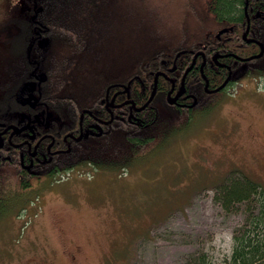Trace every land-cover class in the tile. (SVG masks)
Segmentation results:
<instances>
[{
  "label": "rangeland",
  "instance_id": "rangeland-1",
  "mask_svg": "<svg viewBox=\"0 0 264 264\" xmlns=\"http://www.w3.org/2000/svg\"><path fill=\"white\" fill-rule=\"evenodd\" d=\"M25 3L0 0V44ZM218 99L189 122L167 118L172 134L131 167H78L30 188L0 218V264H191L201 253L222 264L250 212L226 209L217 186L229 175L264 184V76Z\"/></svg>",
  "mask_w": 264,
  "mask_h": 264
},
{
  "label": "trees",
  "instance_id": "trees-1",
  "mask_svg": "<svg viewBox=\"0 0 264 264\" xmlns=\"http://www.w3.org/2000/svg\"><path fill=\"white\" fill-rule=\"evenodd\" d=\"M245 1L26 0L22 12L15 15L17 33L0 44V122L23 119L40 106L39 111L48 118L51 107L62 115L67 113V105L77 111L91 97L105 93L112 82L116 88L125 83L127 95L140 105L149 96L153 75L164 69L163 58H170V65L176 52L196 50L208 41L218 40L215 32L220 23L215 16H244ZM255 35L264 40V30H256ZM222 47L231 49L228 44ZM207 49L204 72L211 87H217L226 79L228 70L217 67L212 60L211 65V54L217 48ZM258 50L252 43L244 48L247 55ZM257 62L262 63L257 70L264 71V56ZM190 76L191 90L205 94L204 78L196 71ZM159 97L150 105L160 103ZM218 102L213 99L200 108L211 109ZM150 120L148 116L147 122ZM149 125L147 129L131 128L116 122V133L102 138L88 151L98 155L95 162L102 169L131 167L157 140L168 137L172 127L170 120L166 123L162 119H153ZM10 154L11 161L0 163V218L42 178H53L55 168L67 172L86 162L85 158L72 163L64 160L53 169L31 175ZM20 173L25 174L24 179ZM216 191V199L226 209L247 202L250 212L249 221L233 234L231 254L222 264H264V184L246 175H229ZM191 264L213 262L201 253Z\"/></svg>",
  "mask_w": 264,
  "mask_h": 264
},
{
  "label": "flooded vegetation",
  "instance_id": "flooded-vegetation-1",
  "mask_svg": "<svg viewBox=\"0 0 264 264\" xmlns=\"http://www.w3.org/2000/svg\"><path fill=\"white\" fill-rule=\"evenodd\" d=\"M243 14L244 16L220 18L213 14L215 20L220 23L215 32L218 40L208 41V44L202 45L196 50L189 48L176 52L170 65L168 62L170 58H163L161 63L164 69L161 70L162 73L158 77L156 94L152 101L141 110L138 108L149 99L152 93L156 73L153 75L149 96L140 105L134 98L127 95L125 83H121V86L116 88V83L112 82L107 86L105 93L91 97L90 101L79 107L77 111H72L73 105H67V113L62 115L54 107H51L48 118L43 111H39L40 106L38 111L30 113L28 117L0 122V163L11 161L10 152H12L16 160H19L21 168L31 175H38L43 169H53L56 164L64 160L70 163L75 162L77 158L86 159V162L81 166L84 167V171H93L92 173L109 171L98 167L95 162L99 158L98 155L88 150L94 149L102 138L115 134L116 122L127 123L131 128L135 126L147 129L151 128L149 124L153 119L154 121L162 119V122L166 123L168 122L167 118L191 120L194 112L201 109L200 106L208 99H218L225 90L237 84L239 80L248 76L256 78L264 76V71L257 70L258 66L262 64L259 62L263 59L259 62L257 60L262 58L264 53L260 57L247 59L261 51L262 45L259 42L264 44V40L255 35L256 30H264V0H246ZM225 28L226 30L218 36V32ZM251 43L259 50L247 55L244 48ZM224 44H228L231 49H224L222 47ZM208 46L217 48L211 54L210 61L212 60L217 67L228 70L226 79L231 72L226 86L218 91H213L218 86L211 87L210 80L204 72L208 59ZM196 53H199L197 57H195ZM215 55H217V59H214ZM191 65H193L192 68L184 78V88L179 94L184 74ZM262 66L264 67V65ZM193 71L198 72L204 78L205 94L191 90L190 74ZM164 93L165 98H163ZM156 96H160V103L157 102L154 106L150 105ZM169 96L176 98L174 103L170 102ZM147 108L150 109L148 113ZM143 111H145L144 114H142ZM153 113H155V117H151ZM75 114H77L76 118ZM148 116L151 118L150 122H147ZM13 148L17 150L12 151ZM76 168L78 167H72L68 171ZM55 171L53 178L46 176L32 188L47 178L54 179L66 170L55 168ZM114 171L116 170L114 169ZM24 176L25 174L20 173L21 179H24Z\"/></svg>",
  "mask_w": 264,
  "mask_h": 264
},
{
  "label": "water",
  "instance_id": "water-1",
  "mask_svg": "<svg viewBox=\"0 0 264 264\" xmlns=\"http://www.w3.org/2000/svg\"><path fill=\"white\" fill-rule=\"evenodd\" d=\"M225 30H226V28H225V29H222L221 31H219V32H218V36H220V34H221L223 31H225ZM246 34H247V33H246ZM246 34H245V36H246ZM259 43L262 45V49H261V51H260L259 53H257V54H254V55H252V56L247 57L248 60H251V59H253V58H257V57H260V56L263 55V53H264V44L261 43V42H259ZM198 54H199V53H196L195 57H197ZM214 59H217V55L214 56ZM192 66H193V65H191V66L186 70V72H185V74H184L183 82H182L181 90H180L179 94L182 92V90H183V88H184V78H185V75H186L187 72H189V70L192 68ZM174 68H175V66H174ZM161 73H162V71H157V72H156V74H155V81H154V88H153V90H152V93H151L149 99H148V100H147V101H146V102H145L140 108H138L139 110L145 108V107H146V106L152 101V99L154 98V96H155V94H156V91H157L158 77H159V75H160ZM230 74H231V72H230ZM230 74H229V76H230ZM229 76H228V78H227V79H226V80H225L220 86H218L217 88H215L213 91H218V90L224 88V87L226 86L228 80H229ZM206 81H207V80H206ZM206 87H207V86H206ZM127 89H128V88L126 87V88H125V91H127ZM169 97H170V96H169ZM175 100H176V98H171V97H170V102H171V103H174ZM13 127H16V126H13Z\"/></svg>",
  "mask_w": 264,
  "mask_h": 264
},
{
  "label": "bare ground",
  "instance_id": "bare-ground-1",
  "mask_svg": "<svg viewBox=\"0 0 264 264\" xmlns=\"http://www.w3.org/2000/svg\"><path fill=\"white\" fill-rule=\"evenodd\" d=\"M188 69V68H187Z\"/></svg>",
  "mask_w": 264,
  "mask_h": 264
}]
</instances>
